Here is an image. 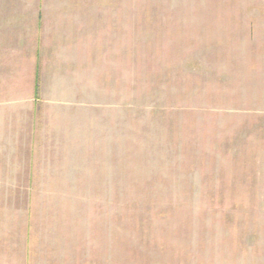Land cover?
I'll return each mask as SVG.
<instances>
[{
    "label": "rangeland",
    "instance_id": "obj_1",
    "mask_svg": "<svg viewBox=\"0 0 264 264\" xmlns=\"http://www.w3.org/2000/svg\"><path fill=\"white\" fill-rule=\"evenodd\" d=\"M58 37L84 38L87 74L62 98L52 74H0V104L67 102L80 166L20 142L0 264H264V0H0L24 58Z\"/></svg>",
    "mask_w": 264,
    "mask_h": 264
},
{
    "label": "crops",
    "instance_id": "obj_2",
    "mask_svg": "<svg viewBox=\"0 0 264 264\" xmlns=\"http://www.w3.org/2000/svg\"><path fill=\"white\" fill-rule=\"evenodd\" d=\"M8 40L0 38V48L6 46L12 47V49L8 51L9 53H6V50L0 49V74H52L54 82L56 83L52 92H49V94L52 93L55 97L58 95L60 96L62 92H64V90H61V87L68 85L69 83L66 80L61 79V74H87V62L81 49L84 48L86 44L84 38L73 39L69 37H58L35 39L34 43L29 45L35 49L31 51L29 57L25 58L22 55L21 49L16 50L14 48H16V46H22V42L25 45L30 44V40L21 38ZM46 47L53 48L49 50V52H51L50 54L43 53L47 52L42 49ZM67 77L68 75L63 76L62 78L67 79ZM60 97L62 98V96ZM45 103L53 104L54 107L46 105L41 109V115L38 116L35 114V111H38L39 106L43 107ZM65 103L67 102L45 101L43 104H38L37 102H34V98H32L30 105L34 110V113H25V116L30 115V117L28 121L26 119L22 121L23 123L20 122V119L22 120L23 117L22 113L15 112V103L12 105H7L6 103L0 104V152L13 151V154H10L12 162L9 164L1 162L0 168H15V159H20L17 155L18 152H20L18 150L21 145L20 142L29 144L30 147L38 148L37 143L42 142V139H45V142L47 139L48 142L46 143L52 144L54 146L53 148H56L57 150H67L65 157H60L57 161H61L62 164L60 166L62 167L60 168H66L67 170L65 172L67 174H75V172L72 171L74 170L72 167L77 165L80 166V163L78 161V155L76 156L74 154L73 156L70 152H78L80 149L76 136L72 134L75 129H77V122L72 120L71 115L73 114L69 112L70 106L68 105V107H66ZM63 110L65 111V114H68L69 118L67 115L62 114ZM71 110L75 109L72 108ZM9 113L11 114L9 115ZM11 116L13 118L12 121L6 125L7 119ZM35 116H37L36 120ZM24 135L27 136L24 137ZM33 136L36 140L35 145L33 144L34 139L32 141ZM35 158H37V153L30 159ZM23 166L24 164L21 166V163L20 165H17V167ZM5 173V169L0 172V174ZM14 174H17V172L13 173V175ZM66 180L67 183H70L68 182L70 181V178H66ZM61 183H63V181ZM64 188L66 189L67 187Z\"/></svg>",
    "mask_w": 264,
    "mask_h": 264
}]
</instances>
